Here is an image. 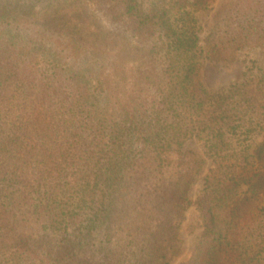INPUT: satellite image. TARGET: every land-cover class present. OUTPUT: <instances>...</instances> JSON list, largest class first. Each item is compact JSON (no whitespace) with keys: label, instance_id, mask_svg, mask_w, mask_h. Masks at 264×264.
I'll return each instance as SVG.
<instances>
[{"label":"trees","instance_id":"trees-1","mask_svg":"<svg viewBox=\"0 0 264 264\" xmlns=\"http://www.w3.org/2000/svg\"><path fill=\"white\" fill-rule=\"evenodd\" d=\"M208 2L0 0V264H168L207 158L187 264H264V68L198 78L264 47V0L219 4L205 49Z\"/></svg>","mask_w":264,"mask_h":264},{"label":"rangeland","instance_id":"rangeland-1","mask_svg":"<svg viewBox=\"0 0 264 264\" xmlns=\"http://www.w3.org/2000/svg\"><path fill=\"white\" fill-rule=\"evenodd\" d=\"M224 0H209L208 4L202 8L194 10L197 23L200 27L202 37L201 43L204 45L206 36L212 25V14L216 7ZM81 2V1H80ZM84 11L82 19H90L92 22L99 20V13L91 7L90 4L84 2ZM93 39L83 36V43H91ZM206 49V43H205ZM256 66L264 68V47L258 45H247L235 49L232 54L225 58L211 59L206 54L199 57L198 78L205 89L208 91H221L232 83L239 82L243 77V72ZM264 134V129L253 133L251 141L253 143L259 141ZM183 145L202 151V144L196 137L187 138ZM215 167L212 159L207 158L201 172L189 189V204L185 210L184 218L179 228L181 244L179 250L173 254L168 264H187L194 245L200 238L202 233V224L200 211L196 204V197L210 180L211 169ZM247 184H243L240 189H245Z\"/></svg>","mask_w":264,"mask_h":264}]
</instances>
